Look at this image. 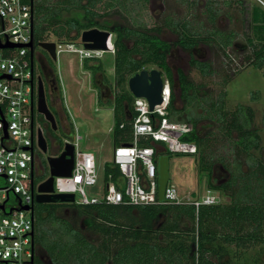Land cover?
Instances as JSON below:
<instances>
[{
  "label": "trees",
  "instance_id": "trees-1",
  "mask_svg": "<svg viewBox=\"0 0 264 264\" xmlns=\"http://www.w3.org/2000/svg\"><path fill=\"white\" fill-rule=\"evenodd\" d=\"M101 1L34 0V48L42 41H76L81 31L96 27L114 35L117 86L125 84L129 76L146 65L158 66L171 87L167 117L192 125V132L184 138L194 142L198 148L194 155L197 156V169L206 174L209 190L219 191L229 200L197 208L188 203L166 202L139 206L35 203L33 264H226L222 261L224 246H233L237 251L264 244V161L252 153L261 149L260 135L252 127V110L238 104L231 118H226L219 113L226 93L221 92L217 100H211L208 95L199 97V87L188 81L180 69L176 71V79L184 106L177 108L173 72L166 62L171 44L144 28L111 26L103 17L118 8L120 1L106 0L104 9H98ZM239 3L242 4V1ZM65 13H72V16L64 18ZM250 16L256 42L248 38L253 48L252 56H246L243 62L264 69V11L254 6ZM151 29L160 31L159 28ZM72 32L75 34L72 35ZM214 35L219 36L225 48L232 45V33L220 31L204 39ZM196 39L184 34L176 45L191 51ZM129 41H132L130 45ZM88 60L83 61V67L90 69ZM189 62L201 74L212 73L209 63L193 56H190ZM239 72V67L234 70L235 75ZM229 80L224 78L223 84ZM131 98L127 90L114 93L112 112L116 145L118 140L120 143L130 140L128 118L133 114ZM251 99L258 100L257 92ZM201 118L219 124L231 143V162H224L225 157L222 156L213 159L215 155L206 135H201L197 126ZM121 124L122 128L119 127ZM261 125L264 131V116ZM62 144L53 155L60 152ZM241 156L244 158L241 159ZM218 165L223 168L231 166L229 178L222 184H217L212 178ZM112 172L115 171L106 165V174ZM47 174L45 164L44 169L39 168L34 175V184L45 179ZM61 207L71 208V211L75 209L74 218H81V224L76 226L72 219L61 214Z\"/></svg>",
  "mask_w": 264,
  "mask_h": 264
},
{
  "label": "rangeland",
  "instance_id": "rangeland-1",
  "mask_svg": "<svg viewBox=\"0 0 264 264\" xmlns=\"http://www.w3.org/2000/svg\"><path fill=\"white\" fill-rule=\"evenodd\" d=\"M119 1V7L109 11V14L103 17L111 26L144 28L143 30L157 34L160 39L171 44L166 55V62L173 72L176 107L184 106L176 79L177 69L183 71L188 81L199 87V97L208 95L211 100H217L221 92H225L224 106L219 113L224 114L226 118H231V114L234 113L238 104L252 110V127L260 135L261 146V149L254 150L252 153L264 161V131L261 125L264 116V69L254 68L243 62L246 56H252L253 48L249 44L248 38L255 41L250 16L252 8L256 6L264 11L261 6L256 5L257 1L256 3L254 0ZM241 1L242 4L239 3ZM105 2L106 0H102L97 8L104 9L103 4ZM70 16L72 13L64 14V18ZM151 28H159L160 31H152ZM220 31L233 34L232 45L229 48L224 47L218 35L204 39L209 37L211 33ZM74 34L75 32H72V35ZM184 34L197 38L196 45L191 51L176 45V42ZM54 40L57 42V39ZM131 43L132 41L128 42L129 45ZM33 50L34 72L36 77H41L43 81L45 101L58 126L56 130H51L49 123L37 110L34 111V123L43 130L49 155L56 154L57 148L65 140L74 141L76 134L81 137L78 140L79 149L93 153L99 175L97 185L86 187L85 192L89 197L99 198L102 194L103 171L106 174V165L112 160L114 146L113 95L118 91L125 92L127 90L129 92L127 81L121 86L116 85L114 54L109 52H104L99 59L87 61L91 64L90 69L94 71L90 74L88 68L83 67L84 60L80 61L75 54L61 53L56 56V61H53L48 53L37 44ZM38 54L45 58L57 78L59 92L56 104L52 103V94L37 61ZM190 56L209 63V70L212 73L201 74L195 65L190 64ZM96 62L99 66L96 65ZM145 67L147 69L156 68L164 73L156 65H146ZM238 67L240 72L235 75L234 70ZM224 78L230 79L229 82L223 84ZM102 82L104 88L101 89L99 84ZM256 92L258 100H252L251 96ZM101 93H103V97H109V99L102 100ZM133 98L132 96L130 103H132ZM59 110L69 123V132L60 126ZM201 113L204 112L201 110ZM197 126L200 134L206 135L210 148L215 155L213 159L216 156H222L225 157L224 162H231L233 160V152L230 150L231 143L220 130L219 124L201 118ZM117 143H120V140ZM36 154L42 165L47 164L43 153L36 152ZM168 156V183L175 187L179 198L196 199L198 197L201 199L206 195L208 189L207 176L204 172L198 171L197 156L189 154H168ZM242 158L244 156H241ZM230 168L231 166L223 168L218 165L213 170L212 178L217 184H222L229 178L228 170ZM2 184L3 180L0 179V186ZM211 193L218 198L220 203L229 200L226 195L219 191H212ZM76 199H79L78 195ZM59 212L72 219L76 226L81 224V218L75 219L71 208H60ZM223 248L222 261L226 264H264V244H257L250 249H237V251L233 246H224Z\"/></svg>",
  "mask_w": 264,
  "mask_h": 264
},
{
  "label": "built area",
  "instance_id": "built-area-1",
  "mask_svg": "<svg viewBox=\"0 0 264 264\" xmlns=\"http://www.w3.org/2000/svg\"><path fill=\"white\" fill-rule=\"evenodd\" d=\"M33 6L34 0H0V264H33L34 258L32 183L39 171L37 130L42 128L34 123L39 76L26 45L31 40ZM113 40L110 34L106 51L85 49L80 40L54 41L55 54L95 60L104 52L114 53ZM162 81L163 102L152 110L144 98H133V114L128 118L130 140L113 146L108 166L117 174L103 171L101 196L89 197L85 192L86 187L97 185L99 175L93 153L79 149L81 137L77 134L69 141L74 147L71 174L54 177V193L74 194L72 204L77 206L161 203L157 197V157L195 155L198 150L194 142L184 138L192 132V125L167 117L171 87L165 74ZM211 192L207 189L201 199H181L167 182L164 202L188 203L195 208L218 203Z\"/></svg>",
  "mask_w": 264,
  "mask_h": 264
},
{
  "label": "water",
  "instance_id": "water-1",
  "mask_svg": "<svg viewBox=\"0 0 264 264\" xmlns=\"http://www.w3.org/2000/svg\"><path fill=\"white\" fill-rule=\"evenodd\" d=\"M110 34L112 33L108 30L94 27L81 31L79 39L85 49L106 51L109 48L108 40L110 38ZM26 45L30 49V57L33 61V26L31 40ZM37 45L41 49L45 50L53 61H56L55 42L42 41L38 42ZM37 61L48 86L50 87V82H53L56 85L57 81L55 74L48 66L45 58L38 56ZM162 77L163 74L156 68H142L141 70L129 76L127 79V87L134 98H144L148 103L149 109L152 110L156 105H160L163 102V98L161 96L163 84ZM100 97H103V93H101ZM36 110L49 123V126L53 131L57 129L55 117L50 112L45 101L44 86L41 77L38 78L37 82ZM37 146L41 153L45 155L48 174L44 180L37 184L35 190L34 182L32 183L34 202L39 204L74 203V194L53 192L54 177H64L71 174L74 156L73 145L69 141H65L63 142L61 150L57 155H49L46 138L43 135V131L38 129ZM168 180L169 156L167 154H160L157 157V197L160 202L165 201L164 191ZM23 209H27V207H24ZM31 235L34 236V231H32Z\"/></svg>",
  "mask_w": 264,
  "mask_h": 264
},
{
  "label": "flooded vegetation",
  "instance_id": "flooded-vegetation-1",
  "mask_svg": "<svg viewBox=\"0 0 264 264\" xmlns=\"http://www.w3.org/2000/svg\"><path fill=\"white\" fill-rule=\"evenodd\" d=\"M38 56H41V55H39L38 54ZM144 68H146V67H144ZM50 84V87H49V89H50V93L52 94V100H53V104L55 103H57V101H58V92H59V90H58V85H57V83H56V85H55V83H53V82H50L49 83ZM101 84V85H100ZM99 84V86H100V88H104V84H103V82L102 83H100ZM113 97H114V95H113ZM58 118H59V123H60V126L62 127V129L63 130H65V131H70V128H69V126H68V121H66L65 120V116H64V114H61V112H60V110H59V112H58ZM56 125H57V123H56ZM58 126V125H57ZM61 146V145H60ZM40 165H39V167L38 168H41V170L42 169H44V167H45V165H42L41 164V162L39 163ZM34 204H35V202H34ZM34 204H33V206H34ZM61 208H65V207H61ZM75 211V209L72 211V214H74L73 212ZM33 260H34V258H33ZM33 263H34V261H33Z\"/></svg>",
  "mask_w": 264,
  "mask_h": 264
},
{
  "label": "crops",
  "instance_id": "crops-1",
  "mask_svg": "<svg viewBox=\"0 0 264 264\" xmlns=\"http://www.w3.org/2000/svg\"><path fill=\"white\" fill-rule=\"evenodd\" d=\"M254 1H255V3L257 1L256 5L261 6L262 9L264 10V0H254ZM87 65L88 66H91V64H89V63H87ZM96 65L99 66L97 62H96ZM88 70L90 71V74H92L94 72L91 69H88ZM107 98L109 99V97H105V96L104 97H101L102 100H108ZM114 144H115V141H114Z\"/></svg>",
  "mask_w": 264,
  "mask_h": 264
},
{
  "label": "clouds",
  "instance_id": "clouds-1",
  "mask_svg": "<svg viewBox=\"0 0 264 264\" xmlns=\"http://www.w3.org/2000/svg\"><path fill=\"white\" fill-rule=\"evenodd\" d=\"M80 40V39H79ZM78 41V40H77ZM54 42V41H53ZM114 54V53H113ZM57 58V57H56ZM56 77V76H55ZM56 81H57V78H56ZM57 85H58V82H57Z\"/></svg>",
  "mask_w": 264,
  "mask_h": 264
}]
</instances>
